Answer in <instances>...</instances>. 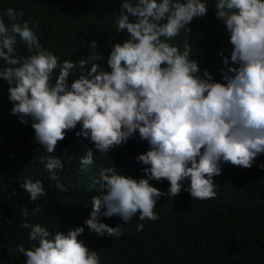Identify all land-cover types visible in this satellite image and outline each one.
Returning <instances> with one entry per match:
<instances>
[{"label": "clouds", "instance_id": "obj_1", "mask_svg": "<svg viewBox=\"0 0 264 264\" xmlns=\"http://www.w3.org/2000/svg\"><path fill=\"white\" fill-rule=\"evenodd\" d=\"M214 9L233 46L230 58L223 57L226 83L213 81L207 69L199 74L186 38L172 43L208 12V0H122L119 15L114 14L116 31L129 35L112 45L106 61L110 71L97 63L105 59L97 42L90 43L87 59L61 60L40 42L38 21L23 19L24 11L11 7L6 10L10 24L0 15V78L9 84L11 112L24 124L31 118L34 140L47 153L78 125L76 135L89 139L101 155L137 131L150 146L136 157L147 166L142 169L146 178L111 166L100 169L105 194L92 199L84 222L97 235L119 239L126 231L101 217L116 215L125 223L137 215L140 221L158 220L160 197H176L182 189L194 199H214L213 178L224 163L251 168L264 154V0H215ZM18 43L28 55H18ZM69 77L75 79L69 83ZM41 162L56 188L65 191L56 171L63 168L61 159L47 156ZM81 163H94L91 149ZM162 179L170 185L166 192L149 182ZM21 187L30 201L47 195L39 179L25 178ZM40 210L37 204L31 214ZM29 215L24 208L21 227L30 229L28 239L37 243L13 249L26 257L25 264H101L98 253L77 239L83 227L52 232L29 222ZM136 229L143 231L144 224Z\"/></svg>", "mask_w": 264, "mask_h": 264}, {"label": "trees", "instance_id": "obj_2", "mask_svg": "<svg viewBox=\"0 0 264 264\" xmlns=\"http://www.w3.org/2000/svg\"><path fill=\"white\" fill-rule=\"evenodd\" d=\"M121 3L122 0H0V15L10 24L6 10L11 7L23 10V19L38 21L35 30L40 42L61 60H78L82 56L87 59L92 51L90 43L97 42V51L105 58L97 63L110 71L106 61L112 45L129 35L116 31L115 15H119ZM214 3L208 0V12L194 18L190 33L182 30L172 43L186 38L191 58L198 61L199 74L203 76L207 69L213 81L226 83L221 75L225 68L223 57L230 58L233 46L223 21L215 14ZM17 51L20 56L29 54L22 43H18ZM3 65L0 60V67ZM73 79L69 77V83ZM8 88V82L0 78V264H25L26 257L13 249L19 244L30 248L37 243L29 241L30 229L21 227L24 208L30 212L29 222L40 223L52 232L67 234L83 227L77 239L98 253L101 264H264V169L259 167L264 164V154L255 159L251 168L224 163L222 173L213 178L217 184L214 199H194L182 189L176 197H160L156 221H140L138 215L129 223L116 215L101 217L109 226L120 225L126 231L119 239L108 234L99 236L84 222L90 216L92 199L105 194L100 169L111 166L126 176L146 178L142 169L147 166L136 157L150 149L148 142L140 139L137 131L127 143L101 155L89 139L76 135L78 125L49 154L34 140L31 118L24 124L12 114L14 105L8 99ZM89 149L94 163L85 167L81 157ZM47 156L61 159L63 168L56 171L65 191L57 189L56 181L49 178L41 162V157ZM25 178L42 180L47 195L30 201L21 187ZM149 182L163 192L170 186L166 179ZM188 183L185 181V186ZM37 204L41 210L32 215ZM138 223L144 224L143 231H137Z\"/></svg>", "mask_w": 264, "mask_h": 264}]
</instances>
